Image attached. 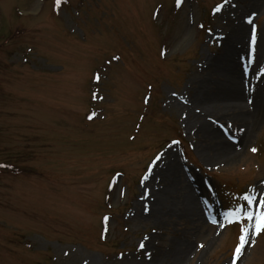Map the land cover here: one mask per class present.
Listing matches in <instances>:
<instances>
[{"label": "rangeland", "instance_id": "rangeland-1", "mask_svg": "<svg viewBox=\"0 0 264 264\" xmlns=\"http://www.w3.org/2000/svg\"><path fill=\"white\" fill-rule=\"evenodd\" d=\"M68 1L0 0V162L15 167L0 169V264H176L187 243L182 264H233L242 225L235 264H264L255 217L225 215L264 198V0ZM244 22L238 72L259 117L223 159L241 109L198 99L223 82L214 61ZM185 181L201 188L199 216Z\"/></svg>", "mask_w": 264, "mask_h": 264}, {"label": "bare ground", "instance_id": "bare-ground-1", "mask_svg": "<svg viewBox=\"0 0 264 264\" xmlns=\"http://www.w3.org/2000/svg\"><path fill=\"white\" fill-rule=\"evenodd\" d=\"M259 2L261 0H253ZM247 23V22H246ZM245 22L242 23V29L237 33H234L232 36L225 37V49L223 50L222 55L214 61L215 67L214 70L217 72L219 77L223 78V82L218 83L217 88L212 89L207 88L206 92L198 99L199 104L205 105L209 102V105H212L214 99L220 98H228V100H235L234 105L236 104L237 108L241 109V121L242 124V133L243 135H231L228 136L229 140L223 139L220 137L218 141V147L222 148L224 152L223 155H220V158L228 159L232 157H236L240 152V147L243 145L244 141L248 138V136L252 133L254 127L256 126L257 119L259 117V109H260V91L256 92L254 87L249 83L247 79L246 85L243 83V78L238 72L240 66L244 65V56L243 53L246 50L245 47V30L247 24ZM237 58V59H236ZM259 58V57H258ZM262 66L261 62H257L255 65L252 66L253 72L258 73V69ZM251 69V71H252ZM211 89V91H209ZM230 98V99H229ZM211 101V102H210ZM246 102V103H245ZM216 104V103H215ZM208 105V104H207ZM197 124L199 125L200 129L211 130L213 127L210 123H215L211 121L210 123L200 122V118L202 117V112L197 111ZM244 136V137H243ZM243 137V138H242ZM175 170H171L170 168L165 173L162 174V181L166 183L165 186H172V182L174 179ZM169 183V184H167ZM182 183V184H181ZM177 182V186H180V192L185 194V198L190 201V206L188 208L189 213L192 216H199L200 214V207L196 205L195 201L197 202L201 196V188L196 185L194 182ZM172 184V185H171ZM176 187V186H175ZM150 196V195H149ZM155 196V195H154ZM153 196V197H154ZM151 197V199H153ZM148 197V200H151ZM161 198H158L157 205L161 203ZM191 201L193 205L191 206ZM154 203V202H153ZM188 204V201H187ZM190 245L189 243L186 244V247L183 245H179L176 253L175 259L176 264H182L185 259V253L188 251ZM184 260V261H183Z\"/></svg>", "mask_w": 264, "mask_h": 264}, {"label": "snow or ice", "instance_id": "snow-or-ice-1", "mask_svg": "<svg viewBox=\"0 0 264 264\" xmlns=\"http://www.w3.org/2000/svg\"><path fill=\"white\" fill-rule=\"evenodd\" d=\"M61 0H56V4L60 5ZM181 3V0H177V4L179 5ZM249 23H253L251 18H249ZM257 43V32L256 28L253 24V27L251 29V44L255 45ZM261 71H264V69H261ZM99 79V77H97ZM174 143H177L174 141ZM252 151H256V149H252ZM159 159V157H157ZM243 199L246 201V208L241 205H237L236 208L230 209L229 212H227V217H234L233 220H230V222H239L241 219L246 220L248 222H251L253 220V217H255V233L259 234L261 232H264V198H261L258 203H256L255 210H253V205L256 202V197L253 195H250L248 193L244 194ZM107 219V218H105ZM248 230V227L246 225H242L240 228L241 236H240V243L236 246L233 256L234 261L233 264H235V258H238L239 255L243 251V247L246 243H248V237L246 235ZM140 248H144V243H140ZM203 247V245H201Z\"/></svg>", "mask_w": 264, "mask_h": 264}, {"label": "trees", "instance_id": "trees-1", "mask_svg": "<svg viewBox=\"0 0 264 264\" xmlns=\"http://www.w3.org/2000/svg\"><path fill=\"white\" fill-rule=\"evenodd\" d=\"M67 5V4H70L69 3V1L68 0H61V3H60V5H57V7H60V6H62V5ZM13 169L14 170V165H12V164H9V163H5V162H0V169Z\"/></svg>", "mask_w": 264, "mask_h": 264}]
</instances>
